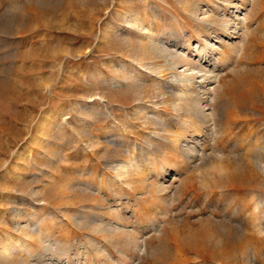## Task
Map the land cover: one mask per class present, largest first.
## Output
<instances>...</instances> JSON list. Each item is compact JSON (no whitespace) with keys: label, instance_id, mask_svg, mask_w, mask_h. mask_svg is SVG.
I'll list each match as a JSON object with an SVG mask.
<instances>
[{"label":"rangeland","instance_id":"374dc122","mask_svg":"<svg viewBox=\"0 0 264 264\" xmlns=\"http://www.w3.org/2000/svg\"><path fill=\"white\" fill-rule=\"evenodd\" d=\"M0 264H264V0H0Z\"/></svg>","mask_w":264,"mask_h":264},{"label":"bare ground","instance_id":"6f19581e","mask_svg":"<svg viewBox=\"0 0 264 264\" xmlns=\"http://www.w3.org/2000/svg\"><path fill=\"white\" fill-rule=\"evenodd\" d=\"M224 22H226V21H224ZM171 52V51H170ZM178 52V51H177ZM170 54V53H169ZM166 55V54H165ZM174 57L176 56V55H173ZM223 56L224 55H222V56H220V59H224L223 58ZM225 57V56H224ZM171 58H172V56H171ZM175 58H177V57H175ZM175 58H174V60H171V63L172 64H175V63H177L178 61H185V62H187L188 64H190V60L189 59H187L186 57H184V56H181L179 59H177V60H175ZM179 63V62H178ZM152 65V64H151ZM181 75V74H180ZM180 80H183L184 82H188L189 80H191V77L190 76H187V75H181V77H180ZM178 81V80H177ZM183 84H185V83H183ZM185 92V91H184ZM185 94V93H184ZM192 102H193V100H192ZM194 102H196V99H195V101ZM194 104V103H193ZM192 104V105H193ZM195 105V104H194ZM194 105H193V107H194ZM191 106V105H190ZM196 107V106H195ZM190 108V107H189ZM196 112H197V110H195ZM195 112V113H196ZM199 114H201V113H199ZM140 167V166H139ZM125 168V167H124ZM99 228H100V226H99ZM42 230V229H41ZM40 233V232H39ZM56 240V239H55ZM91 240V239H90ZM95 240V239H94ZM97 240V239H96ZM19 241H21V240H19ZM24 242V241H23ZM22 243V242H21ZM58 243V242H57ZM24 245H25V242L23 243ZM92 246V245H91ZM29 247V246H28ZM53 247V246H52ZM55 247H57V246H55ZM60 247V246H59ZM100 247V246H99ZM102 247V246H101ZM6 248V247H5ZM30 248V247H29ZM96 249H98V248H96ZM27 251H29V249H26ZM32 250V249H31ZM100 250H102V249H100ZM99 250V251H100ZM54 251V250H53ZM69 251V250H68ZM8 252V251H7ZM30 253H32L31 251H29ZM55 252V251H54ZM53 252V253H54ZM62 252V251H61ZM65 252V251H64ZM67 252V251H66ZM9 253V252H8ZM23 253V252H22ZM56 253H59L58 251L56 252ZM68 253V252H67ZM37 254H38V252H37ZM44 254V253H43ZM42 254V255H43ZM61 254V253H60ZM59 255V254H58ZM67 256V255H66ZM40 259V258H39ZM38 259V260H39Z\"/></svg>","mask_w":264,"mask_h":264}]
</instances>
